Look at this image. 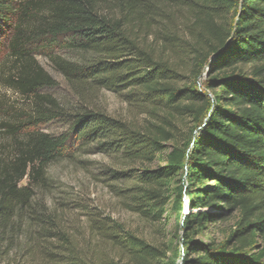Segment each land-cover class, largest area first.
<instances>
[{"label": "trees", "instance_id": "obj_1", "mask_svg": "<svg viewBox=\"0 0 264 264\" xmlns=\"http://www.w3.org/2000/svg\"><path fill=\"white\" fill-rule=\"evenodd\" d=\"M181 9L190 21L178 25L173 12ZM60 50L84 56L69 60ZM38 54L79 96L73 110L42 93L57 83ZM182 55L192 60L188 83ZM0 68L33 107L14 156L0 162V264H89L88 245L66 219L77 207L64 197L47 200L56 189L48 165L79 151L119 166L104 174L132 212L158 221L173 203L182 231L178 264H264V0H0ZM94 90L116 93L146 120L88 105L85 91ZM54 120L67 129L42 130ZM168 143L165 164L150 168ZM180 172L188 185L173 196L168 185ZM83 215L88 240L90 226L137 264L163 256L117 221L89 209ZM226 223L219 241L189 235Z\"/></svg>", "mask_w": 264, "mask_h": 264}, {"label": "rangeland", "instance_id": "obj_2", "mask_svg": "<svg viewBox=\"0 0 264 264\" xmlns=\"http://www.w3.org/2000/svg\"><path fill=\"white\" fill-rule=\"evenodd\" d=\"M174 16L178 25L189 22L190 17L185 9L175 10ZM59 54L69 60H80L83 54L69 50H60ZM178 66L184 81L189 82L193 78L192 60L190 56L182 55ZM40 64L56 80V85L46 87L43 94L52 95L67 110H73L79 103L80 98L69 85L64 76L58 72L51 61L42 54L37 55ZM7 68V67H6ZM249 70L248 67H244ZM207 67L205 68L206 71ZM7 71V70H6ZM198 78V87L204 84L206 72ZM3 68H0V162H5L14 156V139L21 136V126L27 122L31 115L32 103L26 100L18 92L7 86L3 76ZM85 99L88 105L107 111L109 114L135 122H143L146 115H140L135 108L119 95L108 90L85 91ZM10 123L16 127L12 133L3 125ZM179 128L188 131V122H178ZM67 124L61 120H54L42 126V130L54 135L60 134L67 129ZM172 144L168 143L164 154L157 157L150 168L165 164L166 154L171 150ZM108 169H120L108 156L100 153H86L79 151L75 159L60 160L53 162L47 167L48 177L53 181L56 189L47 196L48 202L64 197L71 201L70 205L77 207L67 214V220L74 234L80 237V245L89 247V264H137L134 259L129 258L125 252L107 242L100 236L91 232L89 226V240L85 237V212L97 214L117 221L126 232L134 234L148 244L158 248L163 256L159 259H150L152 264H178L181 251V228L179 225L178 213L169 202L165 208L163 217L158 221H152L129 210L123 204L119 196L112 190L111 181H108L105 171ZM27 180L23 181L26 184ZM188 181L183 173H178L168 185L172 195H176L182 186H187ZM41 194V192H40ZM188 201L187 193L182 194V213L186 209ZM196 212L195 209H191ZM229 224H218L217 226L206 225L194 227L189 231L194 241L208 242L219 241L223 238L224 232ZM85 235V236H84ZM1 264H15L12 261Z\"/></svg>", "mask_w": 264, "mask_h": 264}, {"label": "built area", "instance_id": "obj_3", "mask_svg": "<svg viewBox=\"0 0 264 264\" xmlns=\"http://www.w3.org/2000/svg\"><path fill=\"white\" fill-rule=\"evenodd\" d=\"M184 212H185V210H184Z\"/></svg>", "mask_w": 264, "mask_h": 264}]
</instances>
